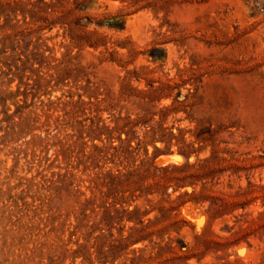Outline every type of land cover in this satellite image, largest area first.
Returning <instances> with one entry per match:
<instances>
[{
    "label": "rangeland",
    "instance_id": "1",
    "mask_svg": "<svg viewBox=\"0 0 264 264\" xmlns=\"http://www.w3.org/2000/svg\"><path fill=\"white\" fill-rule=\"evenodd\" d=\"M0 264H264V0H0Z\"/></svg>",
    "mask_w": 264,
    "mask_h": 264
},
{
    "label": "bare ground",
    "instance_id": "2",
    "mask_svg": "<svg viewBox=\"0 0 264 264\" xmlns=\"http://www.w3.org/2000/svg\"><path fill=\"white\" fill-rule=\"evenodd\" d=\"M176 157V156H175ZM172 159V158H171ZM176 159V158H175ZM173 161H174V159H173ZM167 162H171V161H169L168 159H161V160H159L158 161V164H160V165H165V164H167ZM178 163V162H177Z\"/></svg>",
    "mask_w": 264,
    "mask_h": 264
},
{
    "label": "trees",
    "instance_id": "3",
    "mask_svg": "<svg viewBox=\"0 0 264 264\" xmlns=\"http://www.w3.org/2000/svg\"><path fill=\"white\" fill-rule=\"evenodd\" d=\"M183 153H184V152H183ZM183 153H182V154H183Z\"/></svg>",
    "mask_w": 264,
    "mask_h": 264
}]
</instances>
